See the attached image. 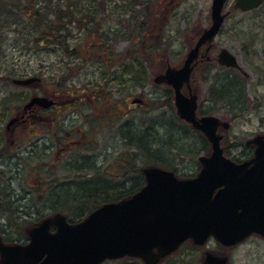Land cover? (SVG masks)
Listing matches in <instances>:
<instances>
[{
    "label": "rangeland",
    "instance_id": "1",
    "mask_svg": "<svg viewBox=\"0 0 264 264\" xmlns=\"http://www.w3.org/2000/svg\"><path fill=\"white\" fill-rule=\"evenodd\" d=\"M234 1L227 0L220 32L211 41L209 52L205 54L203 50L193 67L190 89L191 94L197 97V115L214 116L227 124V128L220 126L217 130L221 137L220 146L224 155L238 163V158L254 157V140L258 136L264 137V1L251 12L234 10ZM211 2L52 0L51 5H48L50 9L59 7L71 10L75 19H79L82 24L80 27L69 24L71 37L67 43L71 50H75L78 58L66 56L56 45H35V31L31 29L30 23L25 18L12 22V18H5L6 12H2V149L15 152L10 144H1L4 142L2 127L10 118L7 108L12 109L24 103L28 97V90L13 85L11 81L31 76L42 80L41 86L31 90L33 93L56 92L59 87H55V82L64 76L68 90L61 87V94L65 95L61 98L66 105L61 114L64 118H74L70 122L92 137V143L69 146L58 163L51 160L56 151L52 153L34 147L32 142L36 138H28L26 135L17 139V142L21 140V150H26L19 155L20 158L0 157V169L4 171L2 182L8 188L3 183L0 185V197H9L11 191L12 199L16 204H25L28 213L27 217L16 213L8 221L1 213L3 206H0V227L1 224L6 225V231L0 233L3 244L28 243V231L31 228L58 214L54 209L66 207L50 206V195L62 183L73 186L78 180H83L82 177L106 178L111 180L113 186L124 182V186L128 187L131 182L128 179L130 158L133 160L132 168L138 171L158 165L182 178H193L199 173L202 168L199 158L209 157L211 146L201 133L179 119L173 104L172 90L163 83H157L156 78L168 67L177 69L182 66L187 52L211 23ZM0 3L4 1L0 0ZM85 15L94 19V22L85 23ZM143 22H147V26L146 30L141 31L138 28ZM222 49L237 58L238 69L218 65L217 56ZM111 50L115 57L110 55L113 53ZM101 57L112 65L99 64L97 61ZM109 57L112 59L109 60ZM206 57L210 60L206 61ZM126 59L127 77L125 75L122 79H115L119 75L115 64L119 66L121 60ZM110 79L116 82H112L103 91L106 81ZM228 80L241 86L242 97L232 104L216 102L211 96V87ZM186 89H183V93L189 97ZM74 97L77 98L76 103H73ZM137 98L143 100L142 105L133 104ZM121 109L124 112L122 114L119 112ZM161 125L181 130L184 138L182 144H187V147L170 151L167 148L164 156L149 158L144 156L138 145L128 139L130 133L145 132L149 136L152 130L164 135ZM35 133H40V130ZM173 134V131L172 134L167 131L164 138ZM177 137L180 138V135ZM31 150L33 153L30 154ZM27 191L29 195H26ZM71 192L74 193L75 189ZM19 199L21 201L17 202ZM64 214H67L66 210ZM208 250L221 254L220 246L213 241L204 248L187 243L178 253L166 256L158 264H203L204 253ZM222 250L227 253L229 264H264V238L257 234L250 235L233 250Z\"/></svg>",
    "mask_w": 264,
    "mask_h": 264
},
{
    "label": "water",
    "instance_id": "2",
    "mask_svg": "<svg viewBox=\"0 0 264 264\" xmlns=\"http://www.w3.org/2000/svg\"><path fill=\"white\" fill-rule=\"evenodd\" d=\"M226 0H212L209 28L203 30L186 54L179 69L167 68L156 78L173 89L178 117L201 132L211 144L209 157H200L202 169L196 178L179 180L171 171L143 170L146 184L132 197L109 203L93 211L80 223L71 225L56 214L28 231L26 245H5L0 241V264H102L124 257L158 264L180 244L192 239L203 245L214 237L232 246L251 233L264 237V137L254 143V159L236 165L223 155L219 126L214 116L196 117L197 97L191 94L190 75L200 49L219 32ZM262 0H236L234 7L250 11ZM209 46L206 48V53ZM218 64L237 68L228 50L218 54ZM38 79H15L16 85H30ZM186 85L189 97L181 90ZM43 98L32 99L40 103ZM251 165V166H250ZM218 190L215 194L214 192ZM55 228L50 232V227ZM205 264H226L225 258L206 254Z\"/></svg>",
    "mask_w": 264,
    "mask_h": 264
},
{
    "label": "trees",
    "instance_id": "3",
    "mask_svg": "<svg viewBox=\"0 0 264 264\" xmlns=\"http://www.w3.org/2000/svg\"><path fill=\"white\" fill-rule=\"evenodd\" d=\"M3 1L4 3H0V17L2 16V12H6L7 16L5 18H12V22H17L18 20L25 18L30 23L31 29L35 31L33 40L35 45H38L39 47H46V45H56L60 47L61 50H63L62 52H64L66 56H75L76 58H78L75 50H71L67 43L68 38L71 37V28L69 27V24H76V26L79 27L82 25L79 19H75V14L73 11H67L59 7L50 9L48 5H51L52 0ZM48 16L50 17L48 18ZM8 20L11 21V19H7V21ZM83 21L85 23L92 24L94 22V19H91L89 16L85 15ZM146 23L147 22H143L138 29H140L141 31L146 30ZM105 46L106 49H108V46ZM111 52L113 51L111 50ZM110 55L115 57L114 52ZM111 59L112 58L109 57V60ZM8 80L9 79H7V81ZM112 82L114 83L116 82V80H107L105 85H107L108 87L109 85H112ZM67 83L68 82L64 79V76H60L59 80L55 82V87H59L61 93V87L66 88ZM67 90L68 89L66 88V91ZM210 90L211 96L216 102L219 101L228 104H232V102L241 98L243 94V92L241 91V86L239 84H234L232 80H228L227 82H220L218 83V85H213ZM161 128L164 130V135H160V131L157 132L156 130H152L149 136L146 135L147 133L145 132H136L134 134L130 133L131 137L129 136L128 139L132 140L136 145H138L139 150H141L144 156H147L149 158H158L164 156L167 152V148L168 151H170V149H183V147H187V144H182L184 138L181 135V130L174 129L169 125H161ZM167 131L170 134H172L173 131L174 134L172 136H168L165 139L164 137L167 135ZM179 135L180 138L177 137ZM19 155H17L15 158H20ZM128 162L130 175L128 179H130L131 181L128 187L124 186V182L118 183L116 184V186H113L112 183L107 184L98 178L85 179L86 177H82L83 180H78L79 182L74 184L73 186H68V184L63 183L60 184L59 187L50 195V206H66L64 207L65 209H53L54 211L62 214H64L66 210L67 214L64 215L67 217L68 221L70 223H77L83 220L91 211L101 206L103 203L114 202L116 200H121L132 196L143 186L144 181L141 171L132 168L133 160L130 158ZM41 172H43L42 169ZM3 174L4 171L0 170V185L3 183ZM59 181L60 180H58L57 182ZM109 181L111 182V180ZM3 184L5 185V188L8 189L7 185L5 183ZM73 189H75L74 193L71 192V190ZM7 194L8 193H6L5 195ZM12 195L13 194L10 191L9 197H0V206L2 205L4 208L1 212L3 216L6 217L8 221H10L12 216L16 213L21 217H27V206L25 204L21 205L20 203L16 204V201L12 199ZM18 201L21 200L19 199L17 200V202ZM79 203L81 205L77 206V204ZM5 231L6 225L1 224L0 233H3ZM5 241L6 240H4V242ZM103 264H142V262L137 259L123 258L118 261H106Z\"/></svg>",
    "mask_w": 264,
    "mask_h": 264
},
{
    "label": "flooded vegetation",
    "instance_id": "4",
    "mask_svg": "<svg viewBox=\"0 0 264 264\" xmlns=\"http://www.w3.org/2000/svg\"><path fill=\"white\" fill-rule=\"evenodd\" d=\"M97 62L99 64L108 63L109 65H112L111 62L105 61V59H102V57ZM115 67L119 69V75L116 76L115 79L122 78L125 75L127 77V59L121 60L119 66L115 64ZM41 85L42 80L40 79L39 82H36L33 85H29L26 87L18 86L19 88L28 90V97H26L24 103L14 106L12 109L11 107L7 108V113L9 114L10 118L5 126L2 127V137L4 142L1 143L10 144L11 147L15 148V152H9L7 151V149L4 150L0 146V157H5L7 159L11 157L15 158L17 155H21L22 152H26V150H21V140L17 142V139H21L25 135L28 138H36L35 141L32 142L34 147H41L42 150H47L52 153L56 151L55 156H53L51 160L57 163L59 158L67 152L69 146L76 147L80 146L81 144H89L90 142L92 143V137H89L86 134L85 130H83L82 128H76V126L72 122H70L74 120V118H64V116H62L61 112L63 111V107L66 106L61 98L65 97L63 93L61 94L58 89H56V92L51 93L31 92V90H33L35 86ZM104 87L105 88L103 91H106L107 85H105ZM67 96H71V94H68ZM37 98H43L45 100L41 101L40 103L34 102L31 105H28L32 99ZM73 101V103H76L77 98L74 97ZM136 101L141 105L143 104V100L140 98H138ZM119 112L120 114H122L123 109H121ZM39 130L40 133H35V131L37 132ZM26 131L27 133L29 132V135L26 133ZM31 153H33V150L30 151V154ZM252 159V157L238 158V163L236 164L247 163ZM26 195H29L28 191ZM21 198H23V196ZM235 247L237 248V246ZM235 247L224 248V250H233ZM221 256H225L228 258L227 253H224V251L221 252Z\"/></svg>",
    "mask_w": 264,
    "mask_h": 264
},
{
    "label": "bare ground",
    "instance_id": "5",
    "mask_svg": "<svg viewBox=\"0 0 264 264\" xmlns=\"http://www.w3.org/2000/svg\"><path fill=\"white\" fill-rule=\"evenodd\" d=\"M121 79H122V78H121ZM126 81H127V80H126ZM101 180L104 181V182L107 183V184H111V182H110L108 179H106V178H102ZM204 260H205V257L202 259L203 264H205V263H204Z\"/></svg>",
    "mask_w": 264,
    "mask_h": 264
}]
</instances>
